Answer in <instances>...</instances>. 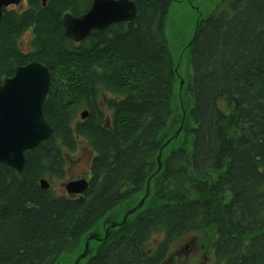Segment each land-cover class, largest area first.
Returning a JSON list of instances; mask_svg holds the SVG:
<instances>
[{"label":"trees","instance_id":"16d2710c","mask_svg":"<svg viewBox=\"0 0 264 264\" xmlns=\"http://www.w3.org/2000/svg\"><path fill=\"white\" fill-rule=\"evenodd\" d=\"M91 2L25 0L3 10L0 82L28 63L46 66L43 115L53 134L25 152L20 173L0 163V264H57L151 177L155 204L109 232L82 264H161L174 240L209 229L215 264H264V0H222L197 21L183 125L165 34L172 1L133 0L131 23L75 44L61 15L78 17ZM80 110L87 117L77 120ZM168 127L182 140L158 168L159 151L174 140ZM81 142L92 153L84 195L42 190L39 181L61 178ZM153 235L163 239L146 249Z\"/></svg>","mask_w":264,"mask_h":264},{"label":"water","instance_id":"95a60500","mask_svg":"<svg viewBox=\"0 0 264 264\" xmlns=\"http://www.w3.org/2000/svg\"><path fill=\"white\" fill-rule=\"evenodd\" d=\"M46 0H43V4ZM25 0H0V20L3 10L19 6ZM90 8L80 16L65 14L62 20L65 36L74 43H81L93 31L109 28L110 25L129 23L136 18V7L132 0H92ZM50 72L38 62L17 67L11 77L0 82V163L17 173L23 170L25 152L48 140L53 131L43 115V105L49 92ZM85 119L87 114L81 113ZM157 164L160 166V156ZM42 190L49 189L46 179L39 181ZM87 180L68 182L64 190L68 196L82 197L88 189ZM143 200L124 215L122 226L129 215L136 212ZM92 239V238H90ZM87 245L74 264L86 259Z\"/></svg>","mask_w":264,"mask_h":264},{"label":"rangeland","instance_id":"374dc122","mask_svg":"<svg viewBox=\"0 0 264 264\" xmlns=\"http://www.w3.org/2000/svg\"><path fill=\"white\" fill-rule=\"evenodd\" d=\"M171 1L172 5L168 10L169 13L165 22V34L167 36V45H169L170 54L175 67L176 83L174 88L175 95L173 98V107L181 114V121L183 125V122H186V117L185 111L182 107V100L180 99V91L183 89L182 86H184L185 82L188 80L190 72V66L187 65V46L195 34L194 32L197 27V21L199 19H204L207 15L211 14L222 0ZM23 7L24 2L20 3L19 6H14V8ZM129 23L125 22L123 24ZM27 37L28 36H24L21 41L24 49ZM81 111L82 110H80V112ZM80 112L77 113V120L81 118V115H79ZM164 133L166 140L171 137H173L174 140H172L173 142L167 141L163 148L159 151L160 162L166 156L169 148L177 147L181 144L180 142L182 140V135L178 128L175 129V127H168ZM78 147L79 148L76 152H72L68 156H65L66 165L64 167L65 172L63 176L61 178L47 180L49 183V189L55 195H59V197L68 196L64 190V186L68 182L83 178L89 182V167L92 160V153L89 147H87L83 142H81ZM151 178L144 185V189L138 192V194L129 198L125 203H122L116 208L108 211L106 216L99 221L97 226L86 234L87 236H85L83 242L79 244L80 247H78L74 253L61 258L62 260L57 264H73L74 259L83 253L86 245L89 247V252H87L86 256L88 257L91 255L97 248V244L100 243L99 241L107 238L108 233L112 231L110 230V225L120 223L124 215L128 213L129 210L136 207L146 194V201L142 207L146 208L155 204L154 199L152 198L153 188ZM162 239L163 236L161 235H153L146 249L152 250L156 245L161 243ZM213 239L214 234L211 229L206 230V232L189 234L178 238L170 245L169 250L166 252L167 254L161 264H215L213 253L210 250V244L214 241ZM82 263L83 262H80V264Z\"/></svg>","mask_w":264,"mask_h":264},{"label":"bare ground","instance_id":"6f19581e","mask_svg":"<svg viewBox=\"0 0 264 264\" xmlns=\"http://www.w3.org/2000/svg\"><path fill=\"white\" fill-rule=\"evenodd\" d=\"M44 4H45V3H44ZM44 4H43V0H42V6H43ZM65 14H66V13H65ZM64 16H65V15H63V16L61 15L62 20H63ZM103 30H105V29H103ZM91 33H92V32H91ZM64 36H65V32H64ZM65 38H67V37L65 36ZM87 39H88V38H87ZM73 43H74V42H73ZM75 44H76V43H75ZM50 81H51V77H50ZM49 88H50V87H49ZM81 113L85 114L86 111H85V110H82V111L80 112V114H81ZM80 114H79V115H80ZM142 200H143V199H141V201H142ZM141 201H140V202H141ZM145 201H146V200L144 199L142 205L136 210V212H138L139 210H142V209L145 208V207H142V206L144 205ZM140 202H139V203H140ZM138 205H139V204H138ZM132 209H133V208H132ZM126 220H127V219H126ZM120 223H121V222H120ZM125 223H126V221H125ZM125 223H124V224H125ZM124 224H123V225H124ZM118 227H121V226H120V225L117 226V224H116V225H110V230L117 229ZM96 249H97V248H96ZM96 249H95V250H96ZM87 252H89V247H88V246H87ZM84 260H86V259H84Z\"/></svg>","mask_w":264,"mask_h":264},{"label":"flooded vegetation","instance_id":"af4514ba","mask_svg":"<svg viewBox=\"0 0 264 264\" xmlns=\"http://www.w3.org/2000/svg\"><path fill=\"white\" fill-rule=\"evenodd\" d=\"M99 242H101V241H99Z\"/></svg>","mask_w":264,"mask_h":264}]
</instances>
